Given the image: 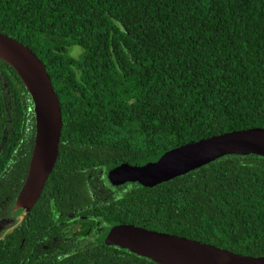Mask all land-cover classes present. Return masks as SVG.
Returning a JSON list of instances; mask_svg holds the SVG:
<instances>
[{"label": "trees", "instance_id": "obj_1", "mask_svg": "<svg viewBox=\"0 0 264 264\" xmlns=\"http://www.w3.org/2000/svg\"><path fill=\"white\" fill-rule=\"evenodd\" d=\"M0 32L44 63L62 119L38 199L0 235V264H158L102 244L112 220L264 255V156L222 155L152 186L107 177L119 160L264 127V0H0ZM33 139L30 95L0 59V218Z\"/></svg>", "mask_w": 264, "mask_h": 264}, {"label": "water", "instance_id": "obj_2", "mask_svg": "<svg viewBox=\"0 0 264 264\" xmlns=\"http://www.w3.org/2000/svg\"><path fill=\"white\" fill-rule=\"evenodd\" d=\"M0 59L21 79L32 100L34 139L24 181L13 208L28 211L38 199L56 161L62 126L58 97L44 63L26 45L0 32ZM264 156V127L251 126L179 142L134 158L113 162L107 170L115 185L152 186L226 154ZM158 264H264V255H249L193 238L113 221L99 236Z\"/></svg>", "mask_w": 264, "mask_h": 264}, {"label": "rangeland", "instance_id": "obj_3", "mask_svg": "<svg viewBox=\"0 0 264 264\" xmlns=\"http://www.w3.org/2000/svg\"><path fill=\"white\" fill-rule=\"evenodd\" d=\"M80 52L78 46H71L69 48V53L76 56ZM25 213V209L22 207L16 208L14 211L8 213L7 215L0 218V235L3 233L5 228L16 223Z\"/></svg>", "mask_w": 264, "mask_h": 264}, {"label": "flooded vegetation", "instance_id": "obj_4", "mask_svg": "<svg viewBox=\"0 0 264 264\" xmlns=\"http://www.w3.org/2000/svg\"><path fill=\"white\" fill-rule=\"evenodd\" d=\"M127 183H129V182H124V183H122V184H118V185H122V186H125V184H127ZM131 183V182H130ZM113 221V220H112ZM112 221L111 222H109V224L107 225V226H105V227H98V229L97 230H99V235L107 228V227H109L110 226V224L112 223ZM78 226V223H77V225H76V227ZM86 232H87V230H86Z\"/></svg>", "mask_w": 264, "mask_h": 264}]
</instances>
